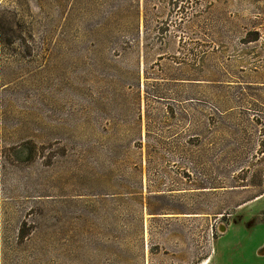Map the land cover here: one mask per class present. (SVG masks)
<instances>
[{
    "label": "rangeland",
    "instance_id": "1",
    "mask_svg": "<svg viewBox=\"0 0 264 264\" xmlns=\"http://www.w3.org/2000/svg\"><path fill=\"white\" fill-rule=\"evenodd\" d=\"M202 263L264 264V0H0V264Z\"/></svg>",
    "mask_w": 264,
    "mask_h": 264
},
{
    "label": "water",
    "instance_id": "2",
    "mask_svg": "<svg viewBox=\"0 0 264 264\" xmlns=\"http://www.w3.org/2000/svg\"><path fill=\"white\" fill-rule=\"evenodd\" d=\"M219 230L222 234H226L228 232V227L221 225Z\"/></svg>",
    "mask_w": 264,
    "mask_h": 264
},
{
    "label": "bare ground",
    "instance_id": "3",
    "mask_svg": "<svg viewBox=\"0 0 264 264\" xmlns=\"http://www.w3.org/2000/svg\"><path fill=\"white\" fill-rule=\"evenodd\" d=\"M202 264H205V263H202Z\"/></svg>",
    "mask_w": 264,
    "mask_h": 264
}]
</instances>
